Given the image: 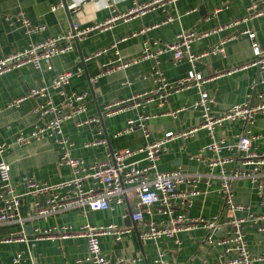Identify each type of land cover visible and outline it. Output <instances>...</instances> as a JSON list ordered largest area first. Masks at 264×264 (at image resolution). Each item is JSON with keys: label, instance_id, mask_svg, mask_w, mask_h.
I'll return each instance as SVG.
<instances>
[{"label": "crops", "instance_id": "0c3cea01", "mask_svg": "<svg viewBox=\"0 0 264 264\" xmlns=\"http://www.w3.org/2000/svg\"><path fill=\"white\" fill-rule=\"evenodd\" d=\"M251 1H163L154 5L144 16L116 20L106 30H91L79 41H74L72 51L54 57L51 70L46 66L42 69L25 66L0 76V142L9 146L5 160L11 167L19 192H26L20 183L24 175L48 184H58L71 177V171L59 165L61 150L54 142L46 139L24 146L15 144V138L21 131L29 136L34 127L41 123L40 115L34 110L46 98L29 97L19 107L8 106L17 99L29 96L34 89L50 86L58 74L82 71L81 75L72 78L66 91L89 94L88 110L79 117L80 120L99 119L98 124L82 128L75 121L68 122L64 127V135L74 144V157L83 159L88 165L106 161L112 152L141 148L164 139L170 132L181 133L201 126V112L192 109L201 96L198 88L166 93L169 96L163 100L159 97L152 101L134 99L162 87L156 71L169 84H176L191 71L209 79L203 85V90L215 100L210 105L213 115H222L233 106L254 100L257 94L264 91V65H251L256 60L253 44L264 50V16L253 17L249 10ZM149 2L152 0H64L63 7L53 10L57 0H0V52L7 55L24 50L47 37L66 35L74 28L80 32L94 28L129 13L136 5ZM21 11L35 25L44 26L45 30L28 34L21 23L6 20ZM188 31L204 35L191 46V53L200 56L194 63L187 58L175 62L171 53L161 54L157 59H141L148 47L157 49L158 45L172 44L179 34ZM245 32L255 34L254 38ZM219 44H224L225 56L207 54ZM132 58L141 60L126 68L116 67L120 61L126 62ZM51 96L57 104L62 101L55 91L51 92ZM122 102L126 104L122 106V112L106 114L107 107ZM182 109L185 110L174 114ZM145 117L149 119L142 122L143 129L139 120ZM130 121L136 122L132 128ZM244 135L253 139L252 150L260 155L264 151V116L256 115L251 124L241 120L227 122L216 129L215 139L237 145ZM100 140L106 144L87 146L89 142ZM211 141V135L202 129L192 138L170 142L166 152L161 154L157 171L171 172L180 168L201 179L198 185L200 194L179 198L172 216L186 214L189 220L205 221L225 217L221 168L224 167L226 173L231 174L241 167L236 150L222 151L220 157L236 158L225 166L212 168L204 162L216 158L214 152L206 149ZM142 159V156H138L134 161L146 166V161ZM253 168L246 166L244 170L250 172ZM257 178V183H253L252 179H237L230 190L233 201L248 208L235 215L246 221L244 229L250 253L264 256V231H259L250 220L264 215V170L258 172ZM179 190L186 194L190 191L188 185L181 186ZM34 203L35 198H24V217L33 212ZM129 207L146 210L133 198L125 206L117 207L113 213L89 212L85 216L82 210L72 209L47 219L27 220L23 226L20 223L0 226V239L18 234L23 227L31 238L36 236L37 230L63 226L79 230L87 223L93 226L117 224L134 229L126 224ZM162 211L161 207H154L150 215H145L147 222L160 224L167 220L169 216ZM259 225L264 227L263 222ZM137 228L141 233L143 226L137 225ZM230 231L231 227L220 226L213 230L198 224L179 231L174 238L143 241L141 246L134 230L132 235L124 236L118 243L111 237H102L101 246L104 254L115 262L141 258L142 264H228L236 258V253H227L226 247L219 245V242ZM87 253L84 238L40 239L35 243L5 242L0 243V264H14L13 260L18 254H22L24 259L19 264H80L79 260H84ZM255 264H264V260Z\"/></svg>", "mask_w": 264, "mask_h": 264}, {"label": "built area", "instance_id": "2783aa9c", "mask_svg": "<svg viewBox=\"0 0 264 264\" xmlns=\"http://www.w3.org/2000/svg\"><path fill=\"white\" fill-rule=\"evenodd\" d=\"M169 0H152V2L136 5L129 13L117 16L105 23H100L94 28H87L83 31H77L74 28L70 33L58 36L47 37L45 40L31 45L30 47L4 55L0 52V76L19 70L25 66H31L36 69H42L46 66L52 69V59L56 56L66 54L74 49V41L80 40L91 30H106L116 20H131L146 15L151 8ZM176 1V0H174ZM64 6V0H57L53 10H57ZM249 10L253 17L264 16L263 0H252ZM6 20H15L21 23L28 34H37L45 30L44 26L35 25L32 20L21 11L14 17H7ZM250 38H254L255 34L245 32ZM195 31H188L179 34L177 41L172 44H164L157 49L148 47L141 59H157L164 53H171L173 60L179 62L187 58L194 63L200 56L191 53V46L194 42L202 38ZM115 44V48H117ZM253 51L256 60L251 64L264 65V50L260 49L257 44H253ZM226 55L224 44H219L207 54ZM202 57V56H201ZM141 59L132 58L126 62H119L116 67L122 69L130 65L138 63ZM158 80L162 83L159 89L143 93L136 96L135 100L146 99L154 100L155 97L166 99L173 91H181L189 88H198L200 90V99L192 109L199 110L202 114V124L181 133L170 132L166 134L162 140H157L146 144L144 147L137 149H121L112 152V155L104 162L88 165L81 158L73 155L74 144L64 135V127L68 122L75 121L79 128L86 125L98 124V118L80 120L79 117L86 113L89 105L88 93H68L66 87L72 78L81 75L79 69L76 72H65L58 74L50 86L34 89L29 96L17 99L8 104L9 107H19L20 104L29 97L46 98V100L35 108V113L41 117V123L36 125L29 136L21 131L15 138V144L24 146L35 141L49 140L54 142L61 150L59 165L67 167L71 171V177L58 184H48L39 182L33 176L24 175L21 177V185L26 188L25 193H20L13 181V175L10 165L5 160V154L9 146L0 142V226L12 225L20 223L22 226L27 220L47 219L60 213L70 211L72 209H80L87 216L89 212L109 211L113 213L117 207L125 206L131 198L135 199L137 204L146 210L138 209L133 215L132 220L136 225L143 226L140 236L144 242L159 240L164 238H174L181 230L188 229L198 224H204L213 230L220 226L231 227L228 235L219 242V245L226 247V252H235L236 258L228 264H255L260 260H264V256H253L249 251V244L245 233L244 225L246 221L243 218L236 217L239 211H245L248 208L238 205L233 201V194L230 186L237 179H252L253 183H257V174L264 170V151L258 155L253 148V139L248 135L241 136L238 144H230L224 139H215V132L218 127L223 126L227 122L241 120L251 124L256 115L264 116V91L257 94L254 100H249L245 104L233 106L230 110L222 115H213L210 105L215 101L210 95L203 90V85L209 82V79L203 77L200 73L191 71L187 77L180 80L176 84L166 82L163 75L156 71ZM55 91L62 97V101L57 104L53 101L51 92ZM126 105L115 104L106 108V114L111 115L113 112H122ZM185 109L178 110L174 114H178ZM149 118L140 119V127L144 129L142 122ZM136 125L135 121H130L131 128ZM206 130L212 138L206 149L214 152L216 158L211 161H204L210 167H222L227 163L234 162L236 158H222L220 154L223 150H236L240 167L243 169L235 170L231 174H227L224 167L223 171V194L225 217H214L212 220L205 221L203 219L189 220L186 214L172 216L177 205V200L184 197H196L200 194L198 185L201 179L193 176L191 173L182 169L171 172L157 171V162L164 152L167 145L178 139L187 140L194 137L200 130ZM148 135V134H147ZM103 140L92 141L87 144L88 147L105 145ZM138 156L143 157L146 166H140V161H134ZM246 166H253V170L246 172ZM189 186V193L181 192V186ZM262 188L261 185H258ZM63 191H66L63 193ZM188 195V196H187ZM31 196L35 198L33 212L24 217L23 200L25 197ZM159 206L163 209L162 213L167 214L169 218L160 224L155 222H147L145 215H150L152 209ZM251 222L254 223L259 231L263 232L264 227H259L260 223H264V215L252 217ZM248 222V221H247ZM134 229L131 227H122L117 224L108 226H93L89 223L84 224L79 230H75L70 226L60 228H49L45 231H36V236L31 238L25 233L24 227L18 234H12L7 238L0 239V243L5 242H30L35 243L40 239L46 240H65L84 238L87 242L88 253L84 260L78 263L88 262L91 264H142L141 258L132 260L120 259L112 261L103 252L101 246L102 237H111L115 243L120 242L124 236L132 235ZM264 255V254H263ZM22 254H18L14 258L13 263L19 264L23 261ZM224 264V263H223Z\"/></svg>", "mask_w": 264, "mask_h": 264}, {"label": "water", "instance_id": "95a60500", "mask_svg": "<svg viewBox=\"0 0 264 264\" xmlns=\"http://www.w3.org/2000/svg\"><path fill=\"white\" fill-rule=\"evenodd\" d=\"M76 41H79L78 39H76ZM92 94H94L92 92ZM137 211V209L131 208L129 207L128 211H127V216H126V224L128 226H133L134 230L136 231V234L138 236V239L141 243V246H143V241L141 240V236H140V232L138 231L137 225L134 223V221L132 220V215Z\"/></svg>", "mask_w": 264, "mask_h": 264}]
</instances>
